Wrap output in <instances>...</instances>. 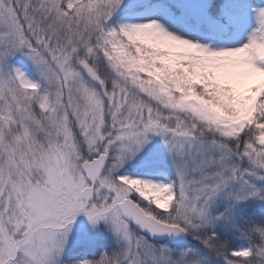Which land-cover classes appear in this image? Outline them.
<instances>
[{"label":"snow or ice","instance_id":"6c2138e0","mask_svg":"<svg viewBox=\"0 0 264 264\" xmlns=\"http://www.w3.org/2000/svg\"><path fill=\"white\" fill-rule=\"evenodd\" d=\"M0 264H264V0H0Z\"/></svg>","mask_w":264,"mask_h":264}]
</instances>
